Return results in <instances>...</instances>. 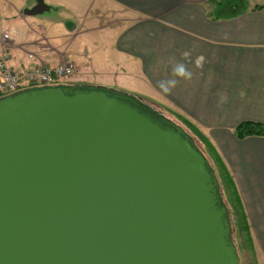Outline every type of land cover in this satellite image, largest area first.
Wrapping results in <instances>:
<instances>
[{
	"label": "water",
	"instance_id": "1",
	"mask_svg": "<svg viewBox=\"0 0 264 264\" xmlns=\"http://www.w3.org/2000/svg\"><path fill=\"white\" fill-rule=\"evenodd\" d=\"M232 233L209 160L144 99L89 85L0 99V264H241Z\"/></svg>",
	"mask_w": 264,
	"mask_h": 264
},
{
	"label": "crops",
	"instance_id": "2",
	"mask_svg": "<svg viewBox=\"0 0 264 264\" xmlns=\"http://www.w3.org/2000/svg\"><path fill=\"white\" fill-rule=\"evenodd\" d=\"M38 1L0 0L11 52L19 54L11 64L27 69L71 62L75 72L63 85L132 88L203 134L214 150L221 183L210 165L221 192L227 191L242 251L249 264H264V136L239 140L234 135L242 122L264 126V0L217 19L211 13L220 0H42L47 10L38 16L44 17L26 16ZM52 11L56 15H45ZM80 24L93 25L86 32L106 40L95 43L89 55L71 47L84 33ZM53 30L60 34L55 44L69 41L54 48L36 38ZM33 48L38 53L30 52ZM104 53L118 64L110 65ZM174 63H184L192 78L175 77ZM118 66L123 72L115 78L105 73ZM167 79L178 83L164 94L157 84Z\"/></svg>",
	"mask_w": 264,
	"mask_h": 264
},
{
	"label": "rangeland",
	"instance_id": "3",
	"mask_svg": "<svg viewBox=\"0 0 264 264\" xmlns=\"http://www.w3.org/2000/svg\"><path fill=\"white\" fill-rule=\"evenodd\" d=\"M258 1H261V0H220V1H217L218 3L213 5L214 6V9H213L214 13H211V16H213L216 19L217 18L233 17V16H236L237 14H239L240 10L244 9L245 7H247L248 4H252V2H258ZM45 15L52 16V15H56V13L52 11L50 13H46ZM38 17H44V16H38ZM35 21L39 25L38 20H35ZM6 26H7L6 16L3 15L2 12H0V29H1L2 32H5ZM45 26L47 27L46 30L49 31V26L44 25V27ZM79 28L82 29V32H84V33L82 34V36H79V39L76 42H74L72 44L71 47L74 50V52H79V53H82L84 55H89V54H91L90 51H92L94 49V44L95 43L97 45H103L102 43H106V40H104L99 35L95 36V34L92 31L86 32V30H88L90 28H93V25L86 24L84 27H82V25L80 24ZM59 35L60 34H59L58 31H54L53 30V31L49 32L47 35H44V36H39L38 35V36H36V38L40 42L42 41V44H44L45 46H47L49 44L51 47L57 48V47H59V45L61 46V45H63V43H67L69 41L68 38L66 37V38L61 39V41H60L61 44H59V45L55 44V42L52 41V40H53V38H56ZM68 35H70V34H68ZM32 50L33 51H30V52H34L35 54L38 53L37 49L33 48ZM34 53H32V54H34ZM10 54H11V59L18 60L19 54L17 52H10ZM104 54H106V53H104ZM20 56L23 57L24 54L20 53ZM105 57L107 58V54H106ZM108 58L110 60V62H109L110 65L118 64L117 59L114 56H112V54H110L108 56ZM108 58H107V60H108ZM125 69H126V72H128L130 70L129 68H125ZM121 72H123V69L120 68L119 66L118 67H112V68H109V69H105V73H107L109 75H113V78H115L114 76L121 74ZM71 77L63 78L62 81L63 80L66 81V80L70 79ZM124 78L125 77H123L122 79H124ZM113 80H114V82L119 83V79H113ZM56 85L61 86V85H63V83L60 82V83H57ZM141 85H142V83H140V87L139 88H141ZM34 86L35 85H28V86H26V88H31V87H34ZM109 89H113V90H116V91H119V92H123V93L134 95V96H138V97H140L142 99H145L144 98L145 96L142 93H140L139 91H136V90H134L132 88L126 87L125 88L126 90H124V89L118 88L117 85H115L114 87L109 88ZM6 96L7 95H3L2 98L6 97ZM146 102L149 103L150 105H152L156 110H158L160 113L165 115L167 118L171 119L176 124L181 126L194 139V142L196 143V146L198 147V150L205 157H207L210 160V163H211L212 167L215 169V171L217 173V176L219 178V181L221 183V180H220V177H219V173H218V171H219L218 167H217V165L215 164V162L213 160L214 159L213 158L214 157V154H213L214 150H213V148H211L208 145V142H207L208 139L203 134H201L199 131H195L192 128V126H190L181 117H179L176 114H174L171 110H169L167 108H163L162 106H159L156 103H150L148 101H146ZM222 193H223V199H224L225 203L227 204L228 207H230V204L228 202L227 191L225 189H223V187H222ZM230 209H231V207H230ZM232 230H233L232 238H233L234 244H235V246L237 248V251H238V254H239V257H240V262H241V264H249L248 260L246 258L247 255L245 254V252L243 253V251H242L241 239L238 236V228H237V226H235L234 221L232 222Z\"/></svg>",
	"mask_w": 264,
	"mask_h": 264
},
{
	"label": "built area",
	"instance_id": "4",
	"mask_svg": "<svg viewBox=\"0 0 264 264\" xmlns=\"http://www.w3.org/2000/svg\"><path fill=\"white\" fill-rule=\"evenodd\" d=\"M12 39L9 33L0 29V98L20 91L28 85L51 86L63 78L73 76L75 66L71 62L59 64L57 67L46 66L43 63L27 69H16L11 64ZM29 59H35L29 54Z\"/></svg>",
	"mask_w": 264,
	"mask_h": 264
},
{
	"label": "clouds",
	"instance_id": "5",
	"mask_svg": "<svg viewBox=\"0 0 264 264\" xmlns=\"http://www.w3.org/2000/svg\"><path fill=\"white\" fill-rule=\"evenodd\" d=\"M184 55L186 56L187 53H184ZM197 63H199V60L197 61ZM173 75L177 78H181L184 80H190L192 78L193 73L186 68L184 63H174ZM177 83H178L177 79L160 80L158 81L157 86L162 93L167 94L173 88L176 87ZM223 99L224 97L221 96V101Z\"/></svg>",
	"mask_w": 264,
	"mask_h": 264
},
{
	"label": "trees",
	"instance_id": "6",
	"mask_svg": "<svg viewBox=\"0 0 264 264\" xmlns=\"http://www.w3.org/2000/svg\"><path fill=\"white\" fill-rule=\"evenodd\" d=\"M51 86H56V85H51ZM41 87H46V86H34L31 88H27V89L41 88ZM22 90L24 89H21V91ZM234 135L239 140H243L247 137H252V136L263 137L264 136V126L259 123H255V122H242L235 129Z\"/></svg>",
	"mask_w": 264,
	"mask_h": 264
}]
</instances>
